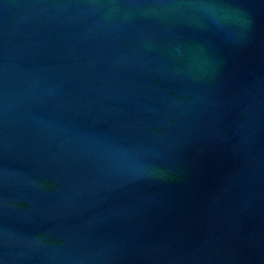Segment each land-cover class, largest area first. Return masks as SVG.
Returning a JSON list of instances; mask_svg holds the SVG:
<instances>
[{
    "label": "water",
    "instance_id": "water-1",
    "mask_svg": "<svg viewBox=\"0 0 264 264\" xmlns=\"http://www.w3.org/2000/svg\"><path fill=\"white\" fill-rule=\"evenodd\" d=\"M0 264H264V0H0Z\"/></svg>",
    "mask_w": 264,
    "mask_h": 264
}]
</instances>
